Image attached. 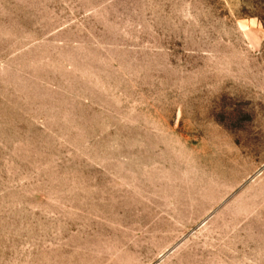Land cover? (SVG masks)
<instances>
[{
	"label": "rangeland",
	"instance_id": "1",
	"mask_svg": "<svg viewBox=\"0 0 264 264\" xmlns=\"http://www.w3.org/2000/svg\"><path fill=\"white\" fill-rule=\"evenodd\" d=\"M0 264H264V0H0Z\"/></svg>",
	"mask_w": 264,
	"mask_h": 264
}]
</instances>
